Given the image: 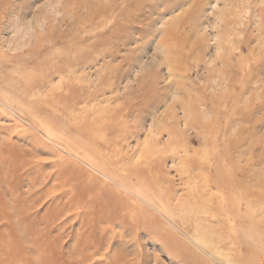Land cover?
<instances>
[{"label": "rangeland", "instance_id": "rangeland-1", "mask_svg": "<svg viewBox=\"0 0 264 264\" xmlns=\"http://www.w3.org/2000/svg\"><path fill=\"white\" fill-rule=\"evenodd\" d=\"M0 264H264V0H0Z\"/></svg>", "mask_w": 264, "mask_h": 264}, {"label": "bare ground", "instance_id": "bare-ground-1", "mask_svg": "<svg viewBox=\"0 0 264 264\" xmlns=\"http://www.w3.org/2000/svg\"><path fill=\"white\" fill-rule=\"evenodd\" d=\"M247 196H249L248 194H247ZM231 198V197H230ZM233 199H234V197H233ZM228 200V199H227ZM247 209H249V204H248V206H247ZM114 210L115 211H118V210H120V208H118V207H116V208H114ZM189 251V254L190 253H192V252H190V250H188ZM191 255V254H190Z\"/></svg>", "mask_w": 264, "mask_h": 264}]
</instances>
